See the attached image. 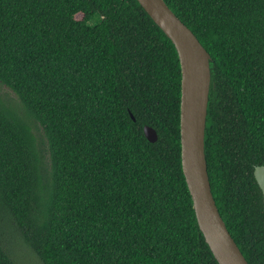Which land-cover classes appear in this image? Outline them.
<instances>
[{
	"label": "trees",
	"instance_id": "1",
	"mask_svg": "<svg viewBox=\"0 0 264 264\" xmlns=\"http://www.w3.org/2000/svg\"><path fill=\"white\" fill-rule=\"evenodd\" d=\"M164 1L212 57V193L264 264V0ZM0 85V264L15 238L42 264H219L182 167L179 55L137 0H0Z\"/></svg>",
	"mask_w": 264,
	"mask_h": 264
},
{
	"label": "water",
	"instance_id": "2",
	"mask_svg": "<svg viewBox=\"0 0 264 264\" xmlns=\"http://www.w3.org/2000/svg\"><path fill=\"white\" fill-rule=\"evenodd\" d=\"M137 1L173 42L179 55L182 72V167L199 227L219 264H249L221 216L208 172L205 136L212 83V57L164 0ZM131 116L135 121L134 116ZM143 130L149 142L158 141L155 129L144 126ZM254 176L264 199V165L256 166Z\"/></svg>",
	"mask_w": 264,
	"mask_h": 264
},
{
	"label": "rangeland",
	"instance_id": "3",
	"mask_svg": "<svg viewBox=\"0 0 264 264\" xmlns=\"http://www.w3.org/2000/svg\"><path fill=\"white\" fill-rule=\"evenodd\" d=\"M0 95L16 102L15 94L5 86L0 85ZM10 249L17 264H42L38 257L20 239L15 238L10 245Z\"/></svg>",
	"mask_w": 264,
	"mask_h": 264
}]
</instances>
